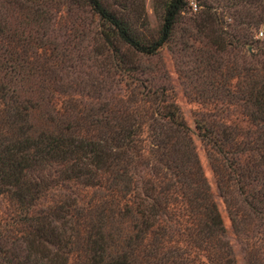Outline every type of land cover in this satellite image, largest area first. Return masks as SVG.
Segmentation results:
<instances>
[{
	"label": "trees",
	"instance_id": "16d2710c",
	"mask_svg": "<svg viewBox=\"0 0 264 264\" xmlns=\"http://www.w3.org/2000/svg\"><path fill=\"white\" fill-rule=\"evenodd\" d=\"M84 2L126 52L145 59L169 41L187 5L170 0L159 38L142 45L99 0ZM251 24L261 23L240 18L233 35L251 53L227 90L231 108H202L195 129L233 227L253 219L264 233V39H253ZM18 83L0 80V196L12 205L0 211V264H236L178 108H57L53 90L38 126L39 108L17 94ZM104 113L109 136L94 138L91 119Z\"/></svg>",
	"mask_w": 264,
	"mask_h": 264
},
{
	"label": "rangeland",
	"instance_id": "374dc122",
	"mask_svg": "<svg viewBox=\"0 0 264 264\" xmlns=\"http://www.w3.org/2000/svg\"><path fill=\"white\" fill-rule=\"evenodd\" d=\"M170 0H99L121 19L142 45L159 38L165 5ZM169 41L145 59L126 52L113 30L100 21L84 0H0V80L20 81L17 94L30 102L35 125L48 108L45 95L71 108H157L171 103L180 110L202 175L214 199L236 264H264L263 228L253 219L233 227L230 206L218 193V178L208 149L195 129L202 108H231L237 67H248L251 49L233 39L240 18L257 20L247 29L254 40L264 39V0H186ZM195 8V10H194ZM223 44V45H222ZM128 64L130 71L115 66ZM126 66V65H125ZM213 83L215 86H211ZM154 93V94H153ZM216 93L213 102L198 103L188 96ZM43 100V101H42ZM57 102V100H56ZM161 104V103H160ZM91 136L106 139L105 113L91 119ZM100 119V121H99ZM12 210L0 196V211ZM242 212V211H241Z\"/></svg>",
	"mask_w": 264,
	"mask_h": 264
},
{
	"label": "built area",
	"instance_id": "2783aa9c",
	"mask_svg": "<svg viewBox=\"0 0 264 264\" xmlns=\"http://www.w3.org/2000/svg\"><path fill=\"white\" fill-rule=\"evenodd\" d=\"M194 10H195V8H194Z\"/></svg>",
	"mask_w": 264,
	"mask_h": 264
}]
</instances>
